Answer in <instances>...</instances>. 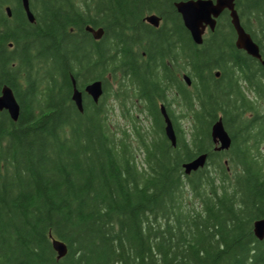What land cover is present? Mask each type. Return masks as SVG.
Instances as JSON below:
<instances>
[{
	"label": "trees",
	"instance_id": "obj_1",
	"mask_svg": "<svg viewBox=\"0 0 264 264\" xmlns=\"http://www.w3.org/2000/svg\"><path fill=\"white\" fill-rule=\"evenodd\" d=\"M176 1L30 0V22L0 0V92L21 107L17 121L0 110V264H264V66L236 46L229 10L197 44ZM235 1L264 56V0ZM97 79L98 103L84 90ZM116 108L131 128L113 125ZM220 117L232 144L216 151Z\"/></svg>",
	"mask_w": 264,
	"mask_h": 264
},
{
	"label": "water",
	"instance_id": "obj_2",
	"mask_svg": "<svg viewBox=\"0 0 264 264\" xmlns=\"http://www.w3.org/2000/svg\"><path fill=\"white\" fill-rule=\"evenodd\" d=\"M25 13L30 22H35V15L31 10L30 0H21ZM178 12L183 18V22L189 30L193 40L197 44L204 42V36L209 30L214 31L218 17L229 10L232 24L235 28L236 46L244 50L250 56L258 59L264 66V56L261 53L259 44L253 39L252 35L242 25L238 10L236 8L235 0H180L174 3ZM9 16L12 15V8L10 5L6 7ZM145 20L155 27H159L162 22V17L157 13H150ZM86 30L91 32L96 39H100L104 34V28H95L91 25L86 26ZM219 75V72H217ZM187 84L191 85L192 81L188 74L183 76ZM73 92L72 99L80 111H84V95L83 91L78 88L74 76L71 77ZM94 102L98 103L104 94V83L101 79L93 80L86 84L84 88ZM7 110L13 120L17 121L20 115V103L18 102L14 90L7 84L3 85L0 92V110ZM161 113L165 122V133L173 145L177 144V135L174 128L173 121L168 114L167 108L164 104L160 106ZM213 142L215 143V150H228L232 144V138L227 131L222 117H220L212 126L211 131ZM208 159V153H203L196 156L190 161L183 163V168L186 174L205 166ZM254 233L259 239H264V218L257 219L254 222ZM53 245L58 253V259L65 256L68 251L67 245L58 239H53Z\"/></svg>",
	"mask_w": 264,
	"mask_h": 264
},
{
	"label": "rangeland",
	"instance_id": "obj_3",
	"mask_svg": "<svg viewBox=\"0 0 264 264\" xmlns=\"http://www.w3.org/2000/svg\"><path fill=\"white\" fill-rule=\"evenodd\" d=\"M207 33H209V30L208 32H206V35ZM108 104H109V107L112 109L113 105H116L114 103V101L112 99H108ZM110 113L112 114V117H111V120L113 122V125H121L123 127H128V128H131V125L129 124V122L126 120L125 117H122L121 115V111L116 108L115 110H111ZM136 117H138V120H139V123L141 125H144V126H150V121L145 117L144 114L142 113H138L136 112L135 113ZM127 125V126H126ZM183 125H186V123L184 122Z\"/></svg>",
	"mask_w": 264,
	"mask_h": 264
},
{
	"label": "flooded vegetation",
	"instance_id": "obj_4",
	"mask_svg": "<svg viewBox=\"0 0 264 264\" xmlns=\"http://www.w3.org/2000/svg\"><path fill=\"white\" fill-rule=\"evenodd\" d=\"M227 10V9H226ZM225 11V10H224Z\"/></svg>",
	"mask_w": 264,
	"mask_h": 264
}]
</instances>
